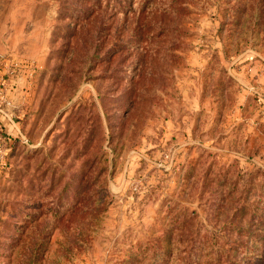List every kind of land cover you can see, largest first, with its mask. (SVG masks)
<instances>
[{"label":"rangeland","instance_id":"rangeland-1","mask_svg":"<svg viewBox=\"0 0 264 264\" xmlns=\"http://www.w3.org/2000/svg\"><path fill=\"white\" fill-rule=\"evenodd\" d=\"M260 172L264 0H0V264H264Z\"/></svg>","mask_w":264,"mask_h":264},{"label":"trees","instance_id":"trees-1","mask_svg":"<svg viewBox=\"0 0 264 264\" xmlns=\"http://www.w3.org/2000/svg\"><path fill=\"white\" fill-rule=\"evenodd\" d=\"M261 176H264V172L261 173ZM259 196H260V201L257 202V203H261L260 204L261 206L259 209H255V205L257 204L256 203L254 205V209L250 208L249 206L245 207L244 205H241L238 209H236V211H238L239 213L246 212L248 210L251 212H253L254 210H257L259 212H263V214L261 215V218L263 217V219H261L260 216L256 217L254 214L250 215V216H252V217H250V219H254V221L249 223V226L254 225V227H256V231H255L256 239L262 240L263 243H261V254L264 255V189L263 190L261 189V194ZM233 219L234 218L232 217L231 220L229 221L231 224H232ZM257 222H259V223L256 225Z\"/></svg>","mask_w":264,"mask_h":264}]
</instances>
